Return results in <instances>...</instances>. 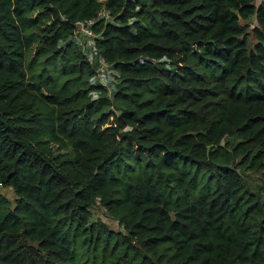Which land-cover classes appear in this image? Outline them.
Returning <instances> with one entry per match:
<instances>
[{
	"label": "trees",
	"instance_id": "obj_1",
	"mask_svg": "<svg viewBox=\"0 0 264 264\" xmlns=\"http://www.w3.org/2000/svg\"><path fill=\"white\" fill-rule=\"evenodd\" d=\"M255 1L0 0V264H264Z\"/></svg>",
	"mask_w": 264,
	"mask_h": 264
},
{
	"label": "built area",
	"instance_id": "obj_2",
	"mask_svg": "<svg viewBox=\"0 0 264 264\" xmlns=\"http://www.w3.org/2000/svg\"><path fill=\"white\" fill-rule=\"evenodd\" d=\"M260 1V0H258ZM109 16L105 8H101L94 17L84 18L76 22L75 41L81 46L87 61L95 65V71L91 80L103 86L114 85L116 71L106 61L104 55L100 52L97 45L98 32L94 25L101 19H107ZM80 33L81 39L77 35ZM85 38V40L83 39ZM106 87V88H107Z\"/></svg>",
	"mask_w": 264,
	"mask_h": 264
},
{
	"label": "rangeland",
	"instance_id": "obj_3",
	"mask_svg": "<svg viewBox=\"0 0 264 264\" xmlns=\"http://www.w3.org/2000/svg\"><path fill=\"white\" fill-rule=\"evenodd\" d=\"M257 2V0L255 1ZM243 24H246L247 26V32H248V42H249V46H251L254 42H255V37L252 33V27L253 25L255 24V21L254 19L251 20V21H242ZM78 36L80 35V33L77 34ZM79 38L81 39V36H79ZM85 40V38H83ZM103 86V85H102ZM105 87L106 91H112L113 90V87L114 85H109L108 87L107 86H103ZM107 87V88H106ZM249 178L250 179H253L257 173L256 172H249ZM0 195L4 196L8 202L10 203L11 206H13L14 204V200H15V195H14V192L13 190L10 188V187H3V186H0ZM94 214L96 217H99L101 218L102 220H108V218L106 217L103 209H94ZM113 227L115 228H118L117 226L113 225Z\"/></svg>",
	"mask_w": 264,
	"mask_h": 264
},
{
	"label": "water",
	"instance_id": "obj_4",
	"mask_svg": "<svg viewBox=\"0 0 264 264\" xmlns=\"http://www.w3.org/2000/svg\"><path fill=\"white\" fill-rule=\"evenodd\" d=\"M253 19L255 20V16H251V17H249L246 21L249 22V21H251V20H253Z\"/></svg>",
	"mask_w": 264,
	"mask_h": 264
},
{
	"label": "clouds",
	"instance_id": "obj_5",
	"mask_svg": "<svg viewBox=\"0 0 264 264\" xmlns=\"http://www.w3.org/2000/svg\"><path fill=\"white\" fill-rule=\"evenodd\" d=\"M259 2V1H258ZM76 24V23H75Z\"/></svg>",
	"mask_w": 264,
	"mask_h": 264
}]
</instances>
